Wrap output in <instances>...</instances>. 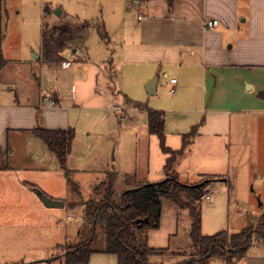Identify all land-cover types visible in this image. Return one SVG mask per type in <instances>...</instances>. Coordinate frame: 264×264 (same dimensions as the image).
Listing matches in <instances>:
<instances>
[{
    "label": "crops",
    "instance_id": "1",
    "mask_svg": "<svg viewBox=\"0 0 264 264\" xmlns=\"http://www.w3.org/2000/svg\"><path fill=\"white\" fill-rule=\"evenodd\" d=\"M105 2L112 11L102 23L106 38L102 39L100 33L98 35L99 41L104 43L102 51L99 49L96 53L98 59L92 60V55L89 54L87 34L84 31L86 25L70 23V26L52 25L48 29L49 40L38 55L39 62L51 65L58 63L61 64L60 67L69 63V67H72L80 62L90 61L92 72L87 77H80L77 83L80 87L88 85L92 88L94 101L99 105L101 102L105 103V107L119 102L121 97L123 102L124 97H127L134 102L147 100L148 103L156 98L162 99L164 103L165 98L169 97L167 103L165 102L167 107L162 111L165 145L172 150H178L182 146V136L196 130L184 153L174 164V171L182 183L193 184L201 175L215 176L214 180L218 182L228 181L232 133L236 150L245 148L241 143V139L245 138L247 152L253 160L251 164L264 169V160L262 163L260 161V154H264V99L258 96L259 93H264V0ZM122 6L130 10L132 17L136 18L135 24L129 20V14L122 15ZM62 12V9L59 10L58 15ZM212 20L217 21V24L212 28H205L206 22ZM61 31L68 33L66 37L70 38V42L67 45H63L65 41L60 35H56ZM112 45H117L118 48L114 49ZM69 53L73 58L65 59L64 55ZM5 59L8 64L0 72L12 62V59ZM98 63L103 66L97 65ZM125 65L128 66V79L118 83L119 71ZM170 66L175 67L176 78L169 69H165ZM160 72L163 78L171 76L166 84L169 96L159 90ZM173 79L176 80L175 83H171ZM101 85L106 93L99 92ZM48 96L56 100V106H44V100ZM76 99L73 90L66 95L62 89L52 86L46 93L39 91L33 105L22 104L17 95L10 103L0 102V158L7 152H15L14 148H10V151L7 149L9 145L13 147L22 141L31 140L30 136L33 135L30 130L37 127L34 107L43 110V127L63 130L71 128L70 114L73 107L68 103H74ZM125 118L120 120L125 122ZM144 118L147 127V116ZM238 160L239 158L237 162ZM183 162H189L185 170H181ZM164 165L162 176L166 178ZM67 166L70 168L69 157L66 159ZM64 170L59 167L58 162L51 167L31 165L24 169L1 166L0 182L3 185L14 182L20 191H24L19 197L27 209L37 208L51 218L56 214L54 209H68L66 206H44L36 192L25 184L29 182L37 187V181L11 178L9 175L16 171H40L44 175L49 174L47 183L52 185L65 177L61 176V171ZM248 170L247 178L250 176L249 172H253L255 168L251 165ZM77 171L79 170L75 165L74 172ZM181 174L186 178L181 177ZM189 176L199 178L191 182L188 180L191 178ZM222 178L225 180H220ZM139 184L142 183L134 186ZM38 190L50 199L64 194L48 188ZM206 190L210 194L208 187ZM48 221L51 220L45 222ZM41 227L51 229L53 226L44 223ZM86 264H117V258L113 254L94 253Z\"/></svg>",
    "mask_w": 264,
    "mask_h": 264
},
{
    "label": "rangeland",
    "instance_id": "2",
    "mask_svg": "<svg viewBox=\"0 0 264 264\" xmlns=\"http://www.w3.org/2000/svg\"><path fill=\"white\" fill-rule=\"evenodd\" d=\"M122 8V15L129 14V20L135 24L136 18L132 17L130 10H126L125 6ZM61 9L63 12L58 15L56 11ZM111 11L105 0H0V33L3 36L0 53L2 57L12 59L0 72V102L10 103L17 95L22 104L33 105V102L37 101L39 91L46 93L52 86L62 89L66 95L71 94L73 90L74 97H77L74 103H68L73 107L70 126L74 129V138L67 155V158H70V168L67 166L61 171V176L65 177L50 185L47 183L49 174L44 175L40 171H16L9 176L33 179L37 181V187L40 189L64 192L55 199L64 200L66 209L67 203H71L72 198H77L69 189L68 178L78 185L80 198L84 202L92 196L93 186L104 179L109 171L116 173L114 189L118 194L134 188L136 183L145 185L165 179L162 176V167L166 155L162 152L157 137L148 133L144 124L146 111L128 108L122 97H118L119 102L110 103L106 107L103 102L97 104L92 95V88L88 85L80 87L77 83L80 77H87L92 72L90 61L80 62L72 67H69V63L62 67L61 64L54 63L55 67L46 62L42 64L37 59L49 40L48 29L52 25L70 26V23L86 25L84 31L87 34L89 54L92 55V60L98 59L96 53L99 49L102 51L104 44L99 41L98 35L103 32L102 23L111 15ZM67 34L62 31L56 33L65 41L63 45L70 42ZM79 48L83 50L82 47ZM113 48L117 49L118 46L114 45ZM64 57L73 58L71 53ZM127 67L123 66L122 73L119 71L118 83L127 81ZM165 69H169V72L176 76L174 66ZM170 77L163 78L160 72L159 90L165 96H169L166 84ZM99 89L101 94L106 93L102 85ZM161 100L156 98L150 103L147 100L135 101L145 103L150 109L163 111L167 107L169 97L165 98L166 103ZM116 106L126 111L125 122L120 120ZM33 113L37 127L42 126L43 110L34 107ZM30 138L29 142L22 141L13 147L9 145L7 149L10 151L14 148L15 152L5 153L4 157L0 158V167L9 165L24 169L31 165L54 166L57 163L55 154L38 138ZM230 143L231 167L228 181H212L208 185L210 199L197 206L201 211V233L206 236L219 231L234 233L242 228L254 226L264 214V169L251 164L253 160L247 152L245 138L241 139L245 148L238 151L234 147L233 133ZM236 157L239 158L238 162ZM263 160L264 154L261 153V163ZM182 164L181 170H185L189 162ZM75 165L79 170L77 172H74ZM251 165L255 170L249 172L250 176L247 178ZM183 177L186 178L185 175ZM189 177L191 182L199 178ZM22 192L24 191H20L14 182L5 185L0 182V264H65L62 255L66 246L77 239L84 206L80 204L68 211L54 209L56 214L49 218L37 208L27 209L19 197ZM46 220L51 221L45 222ZM44 223L52 224L53 227H41ZM190 224L191 218L187 209H180L171 200L161 197L158 226L149 231L148 246L186 255L150 257L149 263L178 264L186 259L193 250L189 236ZM207 264L226 263L222 259L214 258ZM234 264H264L263 244L254 240L246 256Z\"/></svg>",
    "mask_w": 264,
    "mask_h": 264
},
{
    "label": "trees",
    "instance_id": "3",
    "mask_svg": "<svg viewBox=\"0 0 264 264\" xmlns=\"http://www.w3.org/2000/svg\"><path fill=\"white\" fill-rule=\"evenodd\" d=\"M100 37L106 38L104 31L100 33ZM2 39L0 33V46ZM6 64L8 60L0 53V70ZM258 96L264 99V93H259ZM124 100L128 108L147 112L148 131L157 136L162 152L167 155L164 165L166 180L158 185H136L140 189H128L122 195L114 189L116 173L109 171L104 179L93 186L92 196L84 202L80 198L78 185L68 178L69 189L77 198H72V202L67 203V209L73 210L80 204L84 209L77 239L65 248L64 263L86 264L94 253L113 254L117 258V264H150V257L186 255L148 246V233L158 226L157 211L161 197L171 200L180 209H187L191 218L189 236L193 250L178 264H207L214 258L222 259L226 264H234L246 256L254 240L264 244V214L256 225L234 233L219 231L209 236L201 233V211L197 206L201 204V197L208 192L206 188L214 181L215 176L201 175L197 182L187 184L180 182L174 171L175 162L184 153L196 130L182 136L181 148L172 150L164 141V112L152 110L146 104L134 102L127 97ZM30 133L55 154L59 167L66 169L74 130L38 126L30 130ZM25 184L32 191H38L34 184Z\"/></svg>",
    "mask_w": 264,
    "mask_h": 264
},
{
    "label": "water",
    "instance_id": "4",
    "mask_svg": "<svg viewBox=\"0 0 264 264\" xmlns=\"http://www.w3.org/2000/svg\"><path fill=\"white\" fill-rule=\"evenodd\" d=\"M58 11H56V13L58 14ZM166 180V178L162 181L159 182H155V183H149V184H145V185H158L160 183H163ZM222 181L225 180V178L220 179ZM140 189V187H135V188H131V190H138ZM126 191H124L122 193V195L125 193ZM36 195L38 196V198L40 199V201L42 202V204L48 208H64L65 207V202L64 200H56V199H50L49 197H47L44 193H42L41 191H37ZM157 214H159V209L157 211Z\"/></svg>",
    "mask_w": 264,
    "mask_h": 264
},
{
    "label": "built area",
    "instance_id": "5",
    "mask_svg": "<svg viewBox=\"0 0 264 264\" xmlns=\"http://www.w3.org/2000/svg\"><path fill=\"white\" fill-rule=\"evenodd\" d=\"M216 24H217V21H215V20L208 21V22H206V24H205V28H207V29H208V28H212V27H214ZM175 82H176L175 79L171 80V83H175ZM170 92L172 93L173 90H171ZM44 102H45V105H44V106H45L46 108H51V107L56 106V100H55L53 97H51V96H48L47 98H45ZM115 109L118 111L121 120H124V118H125V116H126V111L123 110V109L120 108V107H117V106L115 107ZM209 199H210V194H209V193H206V194H204V195L201 197L200 202H202V201H204V200H209Z\"/></svg>",
    "mask_w": 264,
    "mask_h": 264
}]
</instances>
